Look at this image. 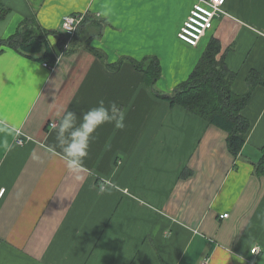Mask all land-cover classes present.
Returning <instances> with one entry per match:
<instances>
[{
  "label": "crops",
  "instance_id": "1",
  "mask_svg": "<svg viewBox=\"0 0 264 264\" xmlns=\"http://www.w3.org/2000/svg\"><path fill=\"white\" fill-rule=\"evenodd\" d=\"M194 3L0 0V127L19 129L7 136L11 150L0 148V264H264V177L253 173L264 87H253L242 110L251 126L234 156L223 130L155 96L128 61L105 64L153 55L156 89L167 93L214 36L235 73L233 92L245 93L250 71L264 74V0H225L195 46L178 37ZM76 13L83 18L70 34L62 19ZM29 19L47 33L54 63L5 44ZM72 37L76 49L64 52ZM101 99L126 113V127L97 130L78 181L55 128L65 110L79 117Z\"/></svg>",
  "mask_w": 264,
  "mask_h": 264
},
{
  "label": "trees",
  "instance_id": "2",
  "mask_svg": "<svg viewBox=\"0 0 264 264\" xmlns=\"http://www.w3.org/2000/svg\"><path fill=\"white\" fill-rule=\"evenodd\" d=\"M33 25H36L33 19L23 21V27L8 37L4 41L5 44L29 55L41 53V60L54 63V53L46 40L47 33L40 30L37 25L34 29ZM73 39L72 37L64 52L76 49ZM85 46L105 61L100 50L92 49L88 44ZM124 60L143 73V83L155 96L166 100L170 106H181L223 130L226 133L228 151L234 156L239 154L251 126L250 121L243 116L242 110L250 99L253 87L256 85L264 87V74L250 71L247 77L249 89L243 94L234 93L231 85L235 73L227 67L224 52L221 53L220 42L214 36L207 42L188 77L167 93H161L155 86L161 73L159 61L155 56H145L140 60L121 57L114 63L105 64L117 70ZM259 153L258 161L253 164V173L264 177V145L259 149Z\"/></svg>",
  "mask_w": 264,
  "mask_h": 264
},
{
  "label": "clouds",
  "instance_id": "3",
  "mask_svg": "<svg viewBox=\"0 0 264 264\" xmlns=\"http://www.w3.org/2000/svg\"><path fill=\"white\" fill-rule=\"evenodd\" d=\"M109 10H102L99 15L105 17ZM126 113L115 101L105 102L99 100L95 106L83 112L81 116L71 110H65L58 120V127L55 128L57 146L63 155L65 167L69 172L75 173L76 179L82 181L83 176L79 173L83 170L85 160L89 156L91 143L95 140L97 130L104 125H112L116 129H124ZM0 133L5 136L0 140V148L4 151L11 150L7 136H14L19 133L18 128L0 127ZM99 194L109 192L104 183L98 186ZM110 194V193H109Z\"/></svg>",
  "mask_w": 264,
  "mask_h": 264
},
{
  "label": "built area",
  "instance_id": "4",
  "mask_svg": "<svg viewBox=\"0 0 264 264\" xmlns=\"http://www.w3.org/2000/svg\"><path fill=\"white\" fill-rule=\"evenodd\" d=\"M225 0H195L194 6L191 9L189 15L180 28L178 37L188 43L189 45H197L200 40L206 35L207 31L213 26V22L221 14L224 13L223 4ZM83 18L82 14H69L62 19V28L73 34L77 26L81 23ZM44 67L51 69V65L47 62L43 63ZM54 121L50 122V126H55ZM16 144L22 145L24 140L17 138ZM4 189H0V197L2 196ZM227 213L220 215L221 218L226 217ZM259 247L253 246L250 249V253L257 255L259 253ZM246 264H255L254 261H247Z\"/></svg>",
  "mask_w": 264,
  "mask_h": 264
},
{
  "label": "rangeland",
  "instance_id": "5",
  "mask_svg": "<svg viewBox=\"0 0 264 264\" xmlns=\"http://www.w3.org/2000/svg\"><path fill=\"white\" fill-rule=\"evenodd\" d=\"M191 11V10H190ZM186 20V19H185Z\"/></svg>",
  "mask_w": 264,
  "mask_h": 264
}]
</instances>
